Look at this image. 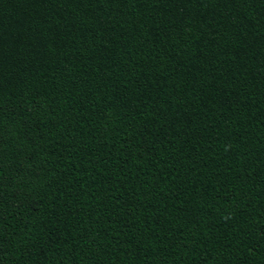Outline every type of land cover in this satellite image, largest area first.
<instances>
[{"label":"trees","instance_id":"obj_1","mask_svg":"<svg viewBox=\"0 0 264 264\" xmlns=\"http://www.w3.org/2000/svg\"><path fill=\"white\" fill-rule=\"evenodd\" d=\"M0 264H264V0H0Z\"/></svg>","mask_w":264,"mask_h":264}]
</instances>
